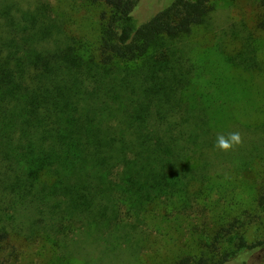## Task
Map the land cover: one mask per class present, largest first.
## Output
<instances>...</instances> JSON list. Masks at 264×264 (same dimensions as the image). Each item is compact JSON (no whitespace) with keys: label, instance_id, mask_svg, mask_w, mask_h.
Returning <instances> with one entry per match:
<instances>
[{"label":"trees","instance_id":"16d2710c","mask_svg":"<svg viewBox=\"0 0 264 264\" xmlns=\"http://www.w3.org/2000/svg\"><path fill=\"white\" fill-rule=\"evenodd\" d=\"M140 1L92 0L107 9L95 48L67 35L44 0L0 8V248L11 236H61L74 247L87 234L116 249L131 237L121 235L126 220L161 203L185 209L193 187L242 158L243 144L214 148L218 133L231 132L219 111L236 100L227 60L182 44L210 0H174L143 21ZM208 258L198 264L230 255Z\"/></svg>","mask_w":264,"mask_h":264},{"label":"rangeland","instance_id":"374dc122","mask_svg":"<svg viewBox=\"0 0 264 264\" xmlns=\"http://www.w3.org/2000/svg\"><path fill=\"white\" fill-rule=\"evenodd\" d=\"M35 0H0L26 8ZM64 23L67 35L82 43L98 47L101 13L107 11L92 0H44ZM174 0H141L135 17L146 20ZM210 12L204 22L191 29L182 44L188 43L197 53L211 51V59H226L225 77L230 79L235 102L224 106L231 132L243 137L242 158L224 164L226 168L212 175L205 188L193 187L188 206L181 202L161 203L150 207L138 219L126 220L121 235L128 233V243L111 249L85 234L81 239L69 235L77 245L61 246V236L51 240H24L10 237L8 246L0 248V260L8 264H174L188 256L198 261L230 255L227 264H260L264 247L248 251V246L264 241V205L258 197L264 186V31L259 22L264 18V0H210ZM225 56V57H223ZM213 57V58H212ZM230 59L240 66H233ZM217 107V111H218ZM241 159V160H239ZM231 161V160H230ZM230 227V235H218L220 228ZM241 239L245 246H241ZM60 246H57L56 244ZM123 243V241H122ZM261 247V248H260ZM4 248V249H2ZM209 259V258H208Z\"/></svg>","mask_w":264,"mask_h":264},{"label":"clouds","instance_id":"9594fccd","mask_svg":"<svg viewBox=\"0 0 264 264\" xmlns=\"http://www.w3.org/2000/svg\"><path fill=\"white\" fill-rule=\"evenodd\" d=\"M243 143V137L239 131L229 132L227 135L218 133L214 148L221 152H228L240 146Z\"/></svg>","mask_w":264,"mask_h":264}]
</instances>
